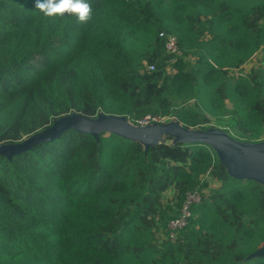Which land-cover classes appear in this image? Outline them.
I'll return each instance as SVG.
<instances>
[{
    "label": "trees",
    "instance_id": "1",
    "mask_svg": "<svg viewBox=\"0 0 264 264\" xmlns=\"http://www.w3.org/2000/svg\"><path fill=\"white\" fill-rule=\"evenodd\" d=\"M89 3L91 19L78 23L44 16L35 0H0V144L72 113L167 115L189 130L227 114V98L238 141L259 142L264 0ZM161 31L182 47L171 72ZM195 188L207 193L188 225L156 241ZM263 245L264 186L232 176L209 144L165 136L145 149L114 132L67 129L0 155V264H264L254 256Z\"/></svg>",
    "mask_w": 264,
    "mask_h": 264
},
{
    "label": "water",
    "instance_id": "2",
    "mask_svg": "<svg viewBox=\"0 0 264 264\" xmlns=\"http://www.w3.org/2000/svg\"><path fill=\"white\" fill-rule=\"evenodd\" d=\"M125 121L124 116L101 113L96 118H85L76 113L63 115L54 120L47 128L25 136L20 142L0 144V155L11 159L12 156L31 149L37 143L56 138L67 129L87 132L95 138L102 131L114 132L122 137L140 141L145 149L158 143L161 137L171 136L179 142L209 144L214 148L232 176L254 179L264 186V141H234L221 131L211 129L187 130L175 121L152 123L143 127L131 125ZM257 252L254 256L259 255ZM260 255L264 256V253Z\"/></svg>",
    "mask_w": 264,
    "mask_h": 264
},
{
    "label": "built area",
    "instance_id": "3",
    "mask_svg": "<svg viewBox=\"0 0 264 264\" xmlns=\"http://www.w3.org/2000/svg\"><path fill=\"white\" fill-rule=\"evenodd\" d=\"M159 36L164 39V49L169 55V64L167 66V71H174L171 64L179 57L182 53V47L173 34L165 33L163 31L159 32ZM152 65H147L146 69L151 70ZM170 116H161L157 114H145L140 118L135 119L134 123L137 126H147L152 123H164ZM207 178V177H206ZM202 200V193L197 188L189 190L186 192L181 206L178 210V214L174 217L169 218L165 222V226L162 227L165 240L174 241L178 231L186 227L189 223V219L192 216V207Z\"/></svg>",
    "mask_w": 264,
    "mask_h": 264
},
{
    "label": "rangeland",
    "instance_id": "4",
    "mask_svg": "<svg viewBox=\"0 0 264 264\" xmlns=\"http://www.w3.org/2000/svg\"><path fill=\"white\" fill-rule=\"evenodd\" d=\"M256 58V56H255ZM190 59H194L193 56L190 57ZM253 62H247L243 65L242 69L243 70H247L249 69V66L252 64ZM232 73H237L236 71H232ZM183 107L182 106V103L180 102H174L173 103V110H177L179 108ZM224 108H225V112L227 114L225 115H208L207 117L210 119L209 120V123L208 124H200V123H197V124H194L193 126V129L197 130L199 128H203V127H206L208 129H211V130H216V131H221L223 132L224 134H226L229 138H231L232 140L234 141H238V137H236V135L238 134L237 130L235 129V127L233 126V120H230L232 118V114L231 113H228L229 110L232 109V105L230 103V99L227 98L225 100V103H224ZM125 122H127L128 124H131V125H135V123L133 121H130L129 119H126L125 118ZM168 121H174V118H170ZM109 132V131H108ZM162 141L163 139H165V136L164 137H161L160 138ZM259 142L261 141H264V134L261 135L258 139H257ZM214 180H207L208 182V186L211 187V188H214L216 187L217 183L216 182H213ZM208 187V188H209ZM202 192L204 193H207V189H202L201 190ZM169 195L167 194H163V201L164 199L167 197L168 198ZM176 206H171L169 205V209L166 208V213L167 215H174L175 212H176ZM161 222V220H160ZM155 237H156V241L157 240H162L163 237H164V234H163V230H162V227H159L156 231H155ZM264 253V246H262L260 248V250L257 252V254H263Z\"/></svg>",
    "mask_w": 264,
    "mask_h": 264
},
{
    "label": "clouds",
    "instance_id": "5",
    "mask_svg": "<svg viewBox=\"0 0 264 264\" xmlns=\"http://www.w3.org/2000/svg\"><path fill=\"white\" fill-rule=\"evenodd\" d=\"M35 8L46 17L68 14L78 23L88 22L93 11L89 0H35Z\"/></svg>",
    "mask_w": 264,
    "mask_h": 264
},
{
    "label": "crops",
    "instance_id": "6",
    "mask_svg": "<svg viewBox=\"0 0 264 264\" xmlns=\"http://www.w3.org/2000/svg\"><path fill=\"white\" fill-rule=\"evenodd\" d=\"M213 182H216V181H213ZM217 183V182H216Z\"/></svg>",
    "mask_w": 264,
    "mask_h": 264
}]
</instances>
